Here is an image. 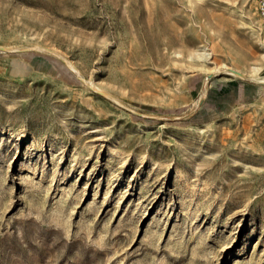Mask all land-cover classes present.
Listing matches in <instances>:
<instances>
[{"label": "rangeland", "instance_id": "rangeland-1", "mask_svg": "<svg viewBox=\"0 0 264 264\" xmlns=\"http://www.w3.org/2000/svg\"><path fill=\"white\" fill-rule=\"evenodd\" d=\"M257 6L0 0V264H264Z\"/></svg>", "mask_w": 264, "mask_h": 264}, {"label": "built area", "instance_id": "built-area-1", "mask_svg": "<svg viewBox=\"0 0 264 264\" xmlns=\"http://www.w3.org/2000/svg\"><path fill=\"white\" fill-rule=\"evenodd\" d=\"M257 12L264 28V0H258Z\"/></svg>", "mask_w": 264, "mask_h": 264}, {"label": "bare ground", "instance_id": "bare-ground-1", "mask_svg": "<svg viewBox=\"0 0 264 264\" xmlns=\"http://www.w3.org/2000/svg\"><path fill=\"white\" fill-rule=\"evenodd\" d=\"M261 26H262V24H261ZM263 28V27H262ZM264 29V28H263ZM210 55V54H209ZM203 57V56H202ZM207 57H210V56H207Z\"/></svg>", "mask_w": 264, "mask_h": 264}]
</instances>
